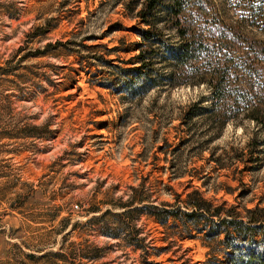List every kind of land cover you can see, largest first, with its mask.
<instances>
[{
    "label": "rangeland",
    "instance_id": "1",
    "mask_svg": "<svg viewBox=\"0 0 264 264\" xmlns=\"http://www.w3.org/2000/svg\"><path fill=\"white\" fill-rule=\"evenodd\" d=\"M141 3L0 0V264H227L189 202L264 208L263 127L183 118L204 84L132 92Z\"/></svg>",
    "mask_w": 264,
    "mask_h": 264
},
{
    "label": "trees",
    "instance_id": "2",
    "mask_svg": "<svg viewBox=\"0 0 264 264\" xmlns=\"http://www.w3.org/2000/svg\"><path fill=\"white\" fill-rule=\"evenodd\" d=\"M135 15L141 22L139 50L135 65L124 68L134 72L133 93L204 84L208 103L193 102L183 118L204 113L223 126L241 115L264 128V0H142ZM239 157L259 159L252 150ZM189 203L188 217H205L225 231L227 264H264V208L242 218L222 216L217 206L207 217L209 201L198 197ZM231 231L245 244L229 238Z\"/></svg>",
    "mask_w": 264,
    "mask_h": 264
}]
</instances>
